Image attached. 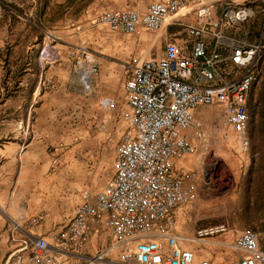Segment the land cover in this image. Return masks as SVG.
Wrapping results in <instances>:
<instances>
[{"label":"built area","instance_id":"built-area-1","mask_svg":"<svg viewBox=\"0 0 264 264\" xmlns=\"http://www.w3.org/2000/svg\"><path fill=\"white\" fill-rule=\"evenodd\" d=\"M257 15L261 26L251 31L247 26ZM93 23L126 35L141 30L155 35L148 52L127 66V110L122 114L127 128L114 173L101 191L83 193L54 245L28 232L18 239L20 227H14L16 247L5 264L26 259L65 264L62 255H81L103 229L111 231L114 243L92 261L116 252L118 258L109 263L213 264L190 248L208 243L238 255L227 264H264V216L260 230H245L231 242L212 241L228 232L225 225L187 237L177 233L176 221V211L199 197L200 175L187 171L189 157L211 152L219 135L232 136L240 152L250 149L249 95L264 71V0H157L145 12H106ZM172 27L183 28L185 41L169 33ZM162 41L164 54L152 57L153 46ZM42 55L43 62L50 60L48 51ZM71 57L74 73L90 90L100 72L97 55L76 47ZM102 106L110 108L113 101L103 99ZM39 221L33 218L31 224Z\"/></svg>","mask_w":264,"mask_h":264},{"label":"rangeland","instance_id":"rangeland-1","mask_svg":"<svg viewBox=\"0 0 264 264\" xmlns=\"http://www.w3.org/2000/svg\"><path fill=\"white\" fill-rule=\"evenodd\" d=\"M0 1L8 4L0 3V60H3L5 71H11L19 64L26 65L30 60V68L36 77L27 78V83L35 86L38 75H42L44 84L40 93H45L48 100L41 124H35L37 112L34 109L30 111L28 123L20 124L21 130L25 127L27 132L23 138L27 147L17 155L13 183L6 181L8 171L0 167V200L6 203L5 209L0 207V218L6 221L11 232L19 225L20 230L16 232L21 235L28 232L38 237L32 230L43 229L46 234L42 237L54 245L55 236L72 217L82 192L101 191L113 174L120 137L127 128L122 119L127 110L121 78L125 61L120 60L133 52L127 43H123L125 39L122 40L130 36L96 25L94 19L79 21L82 14L90 12L93 16L103 12L105 4L113 0H67L64 4L50 0L51 5H34L33 0ZM230 1L238 4L248 0ZM19 15L30 22L19 19ZM261 23L262 16L257 15L247 28L255 31ZM176 28L171 32H176L184 41L183 28ZM150 33L142 32L141 35ZM152 35L148 47L154 43L155 35ZM160 43L153 46L152 57L159 56L156 49ZM33 45L32 54L23 52L22 47ZM76 47H85L102 60L119 62L111 70L115 85L110 88L92 84L87 90L74 73L71 52ZM119 48L120 53L117 52ZM44 50L50 56L46 62L42 60ZM63 57L69 60L71 68L64 67L63 64L69 62L62 60ZM11 79L15 80V76ZM107 98L113 101L110 108L102 106V100ZM40 102L38 98L34 107L37 108ZM248 110L251 145L247 152L237 149L232 136L223 139L219 135L211 152L186 160L187 171L199 173L200 183L197 201L179 212L177 230L184 236L192 237L198 230L212 225H225L232 237L227 238L226 233L212 241L223 238L231 242L237 232L249 228L263 215L264 71L251 89ZM23 116L17 112L13 120L19 124ZM24 152H27L25 157ZM44 163L49 165L41 178ZM33 218H40L39 223L32 225ZM237 226L243 229L236 231ZM195 247L200 254L209 250L216 263L222 262L223 251H229L208 243H196ZM99 251L92 256L84 252L62 255L61 259L65 264H111L109 261L115 260L110 255L105 260L92 261ZM24 264H30L28 259Z\"/></svg>","mask_w":264,"mask_h":264},{"label":"crops","instance_id":"crops-1","mask_svg":"<svg viewBox=\"0 0 264 264\" xmlns=\"http://www.w3.org/2000/svg\"><path fill=\"white\" fill-rule=\"evenodd\" d=\"M33 1H34V5H37L38 3L40 5H42V4L51 5L52 4V1H50V0H49V2L42 1V0H37V1L33 0ZM66 1L67 0H55V3L64 4ZM154 1H157V0H113L112 2H108L107 4H105L106 8H105V10H103V12L97 13L96 15L94 14L95 16L94 15L92 16V14H90V12H88L87 14H82L79 21H87L88 19L91 21L96 16H98L100 14H103L106 12H112V11H123V10H127V9H137L141 12H145L148 9V6ZM252 1H254V0H251V1L248 0L246 2H252ZM0 3L3 6L8 5L7 3H4L3 1H0ZM18 17H19V19L25 20L26 22H30V20L28 18H24V16H22V15H19ZM176 29H177L176 27L170 28L169 33L170 34H177L176 32L175 33L171 32V31H175ZM142 32H151V31L141 30L136 34L129 35L130 37H128V38L122 39V40L125 39V41L123 43H127L128 47H131V50L133 51L132 52L133 54L132 53L128 54V56L125 58V60H120V61H125V64L122 63V65H124V68H123V73L121 74L123 89H124L125 81H126V78L128 75L127 66L129 64H131L134 60L140 58L141 56H143V54H145V52L148 50V48H149L148 46L152 40L153 32H151L150 34H145V35L142 34L141 35ZM113 33H117V32H113ZM119 34H121V33H119ZM177 37H178V35H177ZM182 40L183 39L180 37L177 38L178 42H180ZM160 44H161V46L159 47V49L158 48L156 49V52L159 56H162L164 54V42L162 41ZM34 48H35L34 45L33 46H24V47H22V50H24L23 52L25 54L30 55L33 53ZM120 51H121V49L119 48L117 50V52L120 53ZM66 59L67 58H64V57L62 58V60H66ZM27 60H29V58H27ZM110 61H112V62H110ZM68 62H69V60H68ZM98 62H99V68H100L99 73L100 74H99V77L92 78L91 83L99 85V86L101 85L103 87H110L111 88L112 86L115 85V76L113 75L111 70H113L115 68V66L118 65L119 62L114 61V60L108 61V59H104V58H103V60L98 58ZM63 65H64V67L67 65L69 68H71L70 62L64 63ZM34 73H35V71L30 68V60L28 61V63L26 65L25 64H23V65L19 64V65H17L16 68L12 69L11 71H5V68L3 66V60H0V141H3V144L0 145V157H1L0 167H1V169L5 168L8 171V174L6 177V181L8 183H13V181L15 179V166L17 165V155L19 154V151L20 150L24 151L25 150L24 148L27 147V145L23 139L27 132H26L25 127L23 128V130H21L20 124H23L25 126L26 123H28L29 114H30L31 109H34V112H37L35 124L36 123H37V125L41 124V121L45 116L44 113L46 111L47 104H48L46 94L40 93V87L42 86V83H43L42 75L39 76L37 74L38 75L37 78H39V79H38L37 84H35V86L33 84L29 85L27 83V78H30L32 76L36 77V74H34ZM13 75L15 76V80L11 79V76H13ZM39 96H41V97H39ZM38 98H39V100H41V102H40L39 106L36 108V107H34V103L36 102V100ZM24 104L27 106H24ZM17 112L22 113V115H24L22 121L19 124H18V122L15 123V120H13L14 115ZM25 153L27 154V152H24L22 154L24 157L26 156ZM115 160H116V158H115ZM115 160H114V164H115ZM44 161L46 162V160H44ZM48 165H49L48 163H44L42 165L43 168L40 170V174H41L40 177L48 169ZM113 173H114V167H113ZM82 195H83V192L81 194V197L79 194L80 199H79L77 206L82 201ZM5 206H6V203L3 201V199L0 200V207L5 209ZM76 207L74 208V211H75ZM185 207H187V206H184V207H182L176 211V221L179 218V212ZM73 214H74V212H73ZM73 214H72V216H73ZM263 216H264V213H263V215L261 214L260 218L258 220H256L247 229H243V227L238 228V226H237L236 231L243 229L242 231H239L237 233L240 234L241 232H243L245 230H260L262 228ZM65 225L66 224H64L61 227L60 231L64 228ZM12 232L10 230V227H8V228L6 227V221L4 219L0 218V264L4 263V260L6 259L7 255H9V252L10 251L12 252L16 247V244L13 243V241L11 240V237L13 236ZM177 233L181 234V233H179L178 230H177ZM32 234L35 236H38V237L39 236L42 237L44 234H46V231H44L43 229H40V230L38 229L37 231L32 230ZM238 234H236V236ZM181 235H183V234H181ZM226 235H228L227 238L232 237L231 234L228 232ZM226 235L223 234L221 236H226ZM15 237L19 239L22 237V235L18 232V233H16ZM225 239H226V237H225ZM222 240H223V238H222ZM113 243H114V240H113L111 231L109 229H103L100 234L95 235L91 238L89 243L85 246L83 252L88 256H92V255L96 254L99 250H102L106 247L111 246ZM192 245H193V247H190V248H192L193 250H195L197 252L198 258H204V259L210 260L213 264H227L232 259H235L236 257L238 258V255L236 253H234L232 250L228 249L229 251H226V250H225V252L223 251V255H222L223 257L224 256L227 257V259L225 260L222 257L221 258L222 262L216 263L214 258H213V254H211L209 250L205 251L204 254H200L198 252V249H196L195 244H192ZM225 249H227V248H225ZM112 255H113L112 257L115 260L118 258V255L116 252L113 253ZM115 260H112V261H115Z\"/></svg>","mask_w":264,"mask_h":264},{"label":"bare ground","instance_id":"bare-ground-1","mask_svg":"<svg viewBox=\"0 0 264 264\" xmlns=\"http://www.w3.org/2000/svg\"><path fill=\"white\" fill-rule=\"evenodd\" d=\"M87 81L89 82V79L86 80V84H88Z\"/></svg>","mask_w":264,"mask_h":264}]
</instances>
